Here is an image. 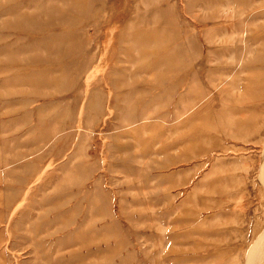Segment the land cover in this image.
Segmentation results:
<instances>
[{"label": "rangeland", "instance_id": "obj_1", "mask_svg": "<svg viewBox=\"0 0 264 264\" xmlns=\"http://www.w3.org/2000/svg\"><path fill=\"white\" fill-rule=\"evenodd\" d=\"M256 241L264 264V0H0V264Z\"/></svg>", "mask_w": 264, "mask_h": 264}, {"label": "bare ground", "instance_id": "obj_2", "mask_svg": "<svg viewBox=\"0 0 264 264\" xmlns=\"http://www.w3.org/2000/svg\"><path fill=\"white\" fill-rule=\"evenodd\" d=\"M253 233V232H252ZM11 243V242H10ZM258 241H256L247 257V264H256ZM199 256V255H198Z\"/></svg>", "mask_w": 264, "mask_h": 264}]
</instances>
